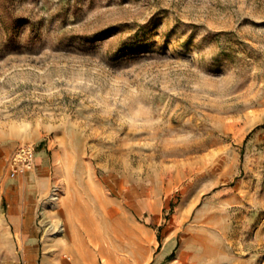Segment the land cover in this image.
I'll return each mask as SVG.
<instances>
[{
	"label": "rangeland",
	"instance_id": "1",
	"mask_svg": "<svg viewBox=\"0 0 264 264\" xmlns=\"http://www.w3.org/2000/svg\"><path fill=\"white\" fill-rule=\"evenodd\" d=\"M0 264H264V0H0Z\"/></svg>",
	"mask_w": 264,
	"mask_h": 264
},
{
	"label": "built area",
	"instance_id": "2",
	"mask_svg": "<svg viewBox=\"0 0 264 264\" xmlns=\"http://www.w3.org/2000/svg\"><path fill=\"white\" fill-rule=\"evenodd\" d=\"M35 157V148L32 145L24 144L17 148L13 156V165L16 170L22 172L30 169Z\"/></svg>",
	"mask_w": 264,
	"mask_h": 264
},
{
	"label": "bare ground",
	"instance_id": "3",
	"mask_svg": "<svg viewBox=\"0 0 264 264\" xmlns=\"http://www.w3.org/2000/svg\"><path fill=\"white\" fill-rule=\"evenodd\" d=\"M59 196H60V195H59ZM51 197H53V196L51 195ZM51 197H50V198H51ZM53 199H54V198H53ZM56 201H57V200H56ZM58 202H59V201H58ZM58 202H57V203H58ZM53 205H54V204H53ZM65 227H66V226H65ZM65 227H64V228H65ZM65 230L67 231V228H65ZM68 233H69V232H68ZM62 236H63V235H62ZM65 236H66V235H65ZM65 236H64V237H65ZM67 240H68V239H67Z\"/></svg>",
	"mask_w": 264,
	"mask_h": 264
},
{
	"label": "trees",
	"instance_id": "4",
	"mask_svg": "<svg viewBox=\"0 0 264 264\" xmlns=\"http://www.w3.org/2000/svg\"><path fill=\"white\" fill-rule=\"evenodd\" d=\"M172 256V253L168 256V258H170Z\"/></svg>",
	"mask_w": 264,
	"mask_h": 264
},
{
	"label": "crops",
	"instance_id": "5",
	"mask_svg": "<svg viewBox=\"0 0 264 264\" xmlns=\"http://www.w3.org/2000/svg\"><path fill=\"white\" fill-rule=\"evenodd\" d=\"M38 154H39L38 156H40V157L42 156V154H40V153H38Z\"/></svg>",
	"mask_w": 264,
	"mask_h": 264
}]
</instances>
